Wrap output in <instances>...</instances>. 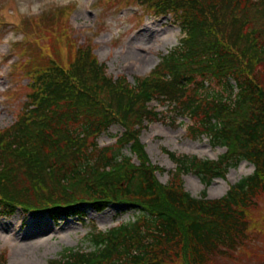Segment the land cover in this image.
<instances>
[{"label":"trees","instance_id":"16d2710c","mask_svg":"<svg viewBox=\"0 0 264 264\" xmlns=\"http://www.w3.org/2000/svg\"><path fill=\"white\" fill-rule=\"evenodd\" d=\"M133 1L146 14L171 13L183 34L136 85L107 76L91 45L62 38L66 22L44 16L32 34L16 17L25 33L17 68L30 92L0 130V215L44 211L55 221L83 216L84 205L100 212L124 204L137 211L133 221L106 231L91 224L89 249L63 248L48 264H219L246 251L254 212H264V0ZM150 98L187 118L192 138L205 136L225 152L211 161L165 151L176 170L161 184L155 173L164 170L149 163L139 135L170 113L156 112ZM114 123L124 133L99 147ZM243 160L253 173L219 199L183 188L181 174L207 186Z\"/></svg>","mask_w":264,"mask_h":264},{"label":"rangeland","instance_id":"374dc122","mask_svg":"<svg viewBox=\"0 0 264 264\" xmlns=\"http://www.w3.org/2000/svg\"><path fill=\"white\" fill-rule=\"evenodd\" d=\"M117 3L110 0H69L67 4L61 0H0V130L14 123L30 92L27 87L30 81L21 76V70L17 68L21 60L15 69L8 67L16 60L13 54L16 53V42L23 37L14 30L12 21H16V14L35 16L48 10L47 14L56 22H66L69 18L71 31H64L62 38H74L80 45L88 42L87 39L92 41L94 56L106 65L107 74L114 78L123 76L132 85L137 84V78L152 72L160 58L177 45L181 35L171 13H148L145 17L142 16L145 8L133 0H125L118 6ZM21 4L29 8L28 13H20ZM33 5H38L36 12L31 11ZM8 10H14L16 14L4 17L11 15ZM25 21L32 34H37L36 20L26 17ZM43 40H34L37 51L41 50ZM156 105L157 102L151 104ZM164 105L170 113L168 124L155 122L140 132V142L145 146L149 162L165 171L156 174L163 184L171 178L174 169L164 150L201 160H217L225 152L223 147L212 146L204 136L192 138V134L185 131L186 120L176 115L178 111L173 112L167 103ZM163 108L157 107V110ZM121 132L119 125H112L98 137L97 142L100 146L112 145ZM123 153L130 155L128 149ZM253 170L247 161L229 168L223 179L215 178L206 187L208 198L224 196L230 185L252 174ZM182 179L184 190L192 196L199 197L205 189L193 174L184 175ZM82 210L84 216L80 219L59 217L53 221L43 212L26 215L16 212L10 217H0V253L6 252L7 264H48L63 248L89 249L86 236L92 223L103 231L118 223L132 221L137 214L134 209L123 205H109L102 212L85 205ZM254 214L255 219L251 223L254 224L252 232L255 235H252L249 247L244 253L235 254L236 257L220 259L219 264H261L264 261V212L258 210Z\"/></svg>","mask_w":264,"mask_h":264},{"label":"clouds","instance_id":"9594fccd","mask_svg":"<svg viewBox=\"0 0 264 264\" xmlns=\"http://www.w3.org/2000/svg\"><path fill=\"white\" fill-rule=\"evenodd\" d=\"M62 3L67 4L69 2V0H61ZM38 9V5H33L31 8L32 12H36ZM19 11L21 14H26L29 11V8L23 4H21V6L19 7Z\"/></svg>","mask_w":264,"mask_h":264}]
</instances>
